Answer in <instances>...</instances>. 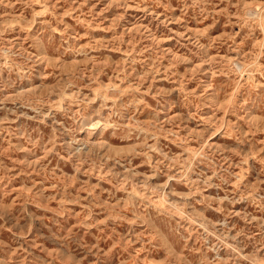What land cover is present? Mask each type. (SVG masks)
Instances as JSON below:
<instances>
[{"label": "rangeland", "instance_id": "1", "mask_svg": "<svg viewBox=\"0 0 264 264\" xmlns=\"http://www.w3.org/2000/svg\"><path fill=\"white\" fill-rule=\"evenodd\" d=\"M0 264H264V0H0Z\"/></svg>", "mask_w": 264, "mask_h": 264}]
</instances>
